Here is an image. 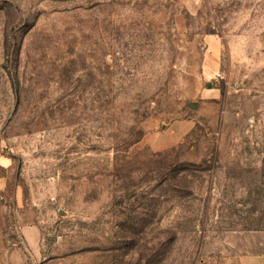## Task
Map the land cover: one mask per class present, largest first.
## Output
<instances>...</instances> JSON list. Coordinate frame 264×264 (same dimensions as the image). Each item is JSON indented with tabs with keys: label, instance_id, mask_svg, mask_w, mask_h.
Wrapping results in <instances>:
<instances>
[{
	"label": "rangeland",
	"instance_id": "rangeland-1",
	"mask_svg": "<svg viewBox=\"0 0 264 264\" xmlns=\"http://www.w3.org/2000/svg\"><path fill=\"white\" fill-rule=\"evenodd\" d=\"M0 264H264V0H0Z\"/></svg>",
	"mask_w": 264,
	"mask_h": 264
}]
</instances>
